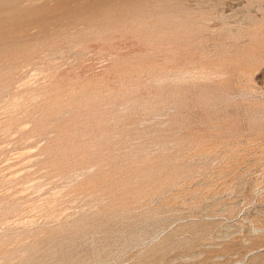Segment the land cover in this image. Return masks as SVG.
Masks as SVG:
<instances>
[{
  "label": "rangeland",
  "instance_id": "1",
  "mask_svg": "<svg viewBox=\"0 0 264 264\" xmlns=\"http://www.w3.org/2000/svg\"><path fill=\"white\" fill-rule=\"evenodd\" d=\"M0 264H264V0H0Z\"/></svg>",
  "mask_w": 264,
  "mask_h": 264
}]
</instances>
